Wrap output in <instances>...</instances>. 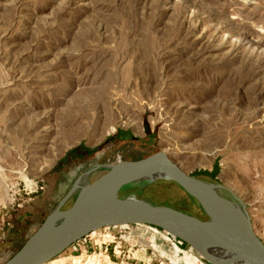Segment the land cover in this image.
I'll list each match as a JSON object with an SVG mask.
<instances>
[{
	"label": "rangeland",
	"instance_id": "1",
	"mask_svg": "<svg viewBox=\"0 0 264 264\" xmlns=\"http://www.w3.org/2000/svg\"><path fill=\"white\" fill-rule=\"evenodd\" d=\"M160 151L264 244V0H0V264L84 174ZM118 198L207 220L171 181ZM154 231L102 229L49 263L212 264Z\"/></svg>",
	"mask_w": 264,
	"mask_h": 264
},
{
	"label": "water",
	"instance_id": "2",
	"mask_svg": "<svg viewBox=\"0 0 264 264\" xmlns=\"http://www.w3.org/2000/svg\"><path fill=\"white\" fill-rule=\"evenodd\" d=\"M157 180L178 185L198 203L207 220L143 202L115 207L104 205L114 189L118 191L124 185ZM75 191L72 205L64 211L57 208L51 212L36 234L5 264H48L93 232L133 225L153 227L188 244V238L212 240L249 264H264V244L254 233L250 220L246 216L243 219L229 215L208 184L186 174L162 151L139 161L119 162L108 167L91 184L78 190L74 186L62 203ZM52 222L55 225L48 229Z\"/></svg>",
	"mask_w": 264,
	"mask_h": 264
},
{
	"label": "bare ground",
	"instance_id": "3",
	"mask_svg": "<svg viewBox=\"0 0 264 264\" xmlns=\"http://www.w3.org/2000/svg\"><path fill=\"white\" fill-rule=\"evenodd\" d=\"M178 167L180 168V166ZM83 179H85V177L79 180L78 183L75 185L76 190L83 186ZM208 188L213 193V195L219 200L220 205L229 215L237 218H245V214L243 213L241 206L226 200L216 186L208 184ZM136 203L138 202L132 201L131 199L118 198V191L114 189L109 193L104 205L106 207H115L123 204L126 205ZM54 225V222L50 223L48 229H52ZM162 236L164 235L162 234ZM187 241L192 245L193 248H195L199 252L202 257L209 260L212 264H249L242 258H237L231 251L223 249L215 241L200 238H188ZM178 251L179 250L176 247H172V252L174 253V255ZM189 262L191 263V261Z\"/></svg>",
	"mask_w": 264,
	"mask_h": 264
},
{
	"label": "crops",
	"instance_id": "4",
	"mask_svg": "<svg viewBox=\"0 0 264 264\" xmlns=\"http://www.w3.org/2000/svg\"><path fill=\"white\" fill-rule=\"evenodd\" d=\"M150 228V227H149ZM157 230V229H156ZM154 232H156V239L158 238V239H164V240H168V238L165 236V234L164 233H162L164 236H162V234L160 233L159 234V232L158 231H154ZM167 236H168V234H167ZM188 263H190L189 261H187ZM191 262H192V260H191ZM195 261H193L192 263H194Z\"/></svg>",
	"mask_w": 264,
	"mask_h": 264
},
{
	"label": "trees",
	"instance_id": "5",
	"mask_svg": "<svg viewBox=\"0 0 264 264\" xmlns=\"http://www.w3.org/2000/svg\"><path fill=\"white\" fill-rule=\"evenodd\" d=\"M216 174H217V170L215 169L212 176L215 177Z\"/></svg>",
	"mask_w": 264,
	"mask_h": 264
}]
</instances>
